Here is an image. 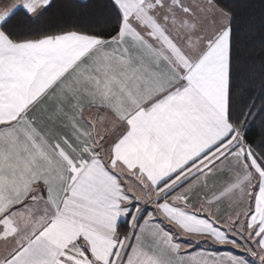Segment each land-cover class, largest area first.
<instances>
[{
    "label": "snow or ice",
    "instance_id": "6c2138e0",
    "mask_svg": "<svg viewBox=\"0 0 264 264\" xmlns=\"http://www.w3.org/2000/svg\"><path fill=\"white\" fill-rule=\"evenodd\" d=\"M55 7L0 0V264H264V146L245 127L264 105L233 101L235 6L106 0L88 29L51 27ZM225 198L235 214L213 219ZM181 235L255 260L181 255Z\"/></svg>",
    "mask_w": 264,
    "mask_h": 264
},
{
    "label": "trees",
    "instance_id": "16d2710c",
    "mask_svg": "<svg viewBox=\"0 0 264 264\" xmlns=\"http://www.w3.org/2000/svg\"><path fill=\"white\" fill-rule=\"evenodd\" d=\"M235 6V39L241 87L233 94L237 106L264 105V0H223ZM56 7L46 18L53 27L72 26L88 29L105 14L106 0H55ZM87 7H82V5ZM246 125L247 139L254 147L264 146L261 117Z\"/></svg>",
    "mask_w": 264,
    "mask_h": 264
},
{
    "label": "crops",
    "instance_id": "0c3cea01",
    "mask_svg": "<svg viewBox=\"0 0 264 264\" xmlns=\"http://www.w3.org/2000/svg\"><path fill=\"white\" fill-rule=\"evenodd\" d=\"M79 1H84V0H79ZM186 2H192V0H186ZM230 178L231 175L227 171L223 173L218 172L215 176H210L208 179L207 188H204L202 183L198 185L196 188H194L193 193L191 194L190 203L192 205H195V209L198 210L200 208L201 199L204 196H210L212 192L219 191ZM129 179L133 180L134 178L129 177ZM148 208L150 211L153 212L155 211V209L152 208L150 205L148 206ZM237 208L238 205L235 202V200L231 198H225L221 200L217 205L212 206L213 219L218 221H227L228 215L230 213L234 215ZM200 215L207 216V213L201 212ZM241 219H243V217H241ZM163 223L165 228L171 229L170 225H168L166 222ZM217 227H221V224L218 223ZM171 230L176 231L175 229H171ZM223 230L228 232L226 226L223 227ZM229 235L231 238L235 239L234 236H231L230 232ZM245 240H247V237L240 240V244L243 245L245 243ZM177 242L181 243L184 246L181 255H184L186 253L187 254L204 253L205 255H207L208 253H211L213 256L224 257L226 255H236L248 261L255 260V258H253L247 251H244L240 248H233L231 245H220L213 242L211 239L205 237L189 238L181 235L177 237ZM247 243L255 249V244L251 240H248ZM10 246L11 245H9V247ZM3 252H4V242L0 241V254H3ZM255 264H259V261L255 260Z\"/></svg>",
    "mask_w": 264,
    "mask_h": 264
}]
</instances>
